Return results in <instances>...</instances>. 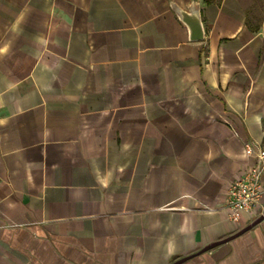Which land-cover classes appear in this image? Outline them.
Segmentation results:
<instances>
[{
  "label": "crops",
  "instance_id": "obj_1",
  "mask_svg": "<svg viewBox=\"0 0 264 264\" xmlns=\"http://www.w3.org/2000/svg\"><path fill=\"white\" fill-rule=\"evenodd\" d=\"M248 140L264 0H0V264H264Z\"/></svg>",
  "mask_w": 264,
  "mask_h": 264
},
{
  "label": "built area",
  "instance_id": "obj_2",
  "mask_svg": "<svg viewBox=\"0 0 264 264\" xmlns=\"http://www.w3.org/2000/svg\"><path fill=\"white\" fill-rule=\"evenodd\" d=\"M245 153L249 159L248 167L230 183L227 191L226 207L234 221L246 212L255 217L264 215V147L248 140Z\"/></svg>",
  "mask_w": 264,
  "mask_h": 264
},
{
  "label": "water",
  "instance_id": "obj_3",
  "mask_svg": "<svg viewBox=\"0 0 264 264\" xmlns=\"http://www.w3.org/2000/svg\"><path fill=\"white\" fill-rule=\"evenodd\" d=\"M173 7H174L176 13L178 14V16L180 17V19L188 26V28L190 30L191 39L193 41H202L205 37V30H204V25H203V22L201 19V12H200L199 4L194 2L188 10H184L177 5H174ZM263 219H264V215L261 216L253 225L258 224ZM249 228H251V226L246 228V230H248ZM246 230H244V231H246ZM227 241H229V239L223 240L221 242H215L213 244L206 246L202 251H208L211 248L219 245L220 243H224ZM184 259H186V258H184ZM184 259H181L177 262H174L173 264H179L182 261H184Z\"/></svg>",
  "mask_w": 264,
  "mask_h": 264
}]
</instances>
